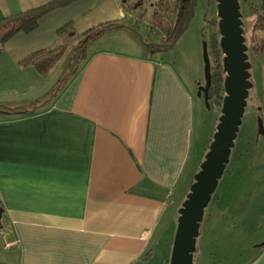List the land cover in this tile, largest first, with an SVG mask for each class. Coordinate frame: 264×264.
<instances>
[{
    "label": "crops",
    "instance_id": "1",
    "mask_svg": "<svg viewBox=\"0 0 264 264\" xmlns=\"http://www.w3.org/2000/svg\"><path fill=\"white\" fill-rule=\"evenodd\" d=\"M48 1L0 0V19ZM144 5L74 0L4 44L0 264H146L157 233L166 254L171 250L177 210L202 160L195 137L200 83L169 46L153 49L121 35V44L97 47L116 40V31L133 34L127 22ZM70 22L76 33L113 25L94 36L60 88L59 61L47 76L21 61L53 46ZM245 264H264V243Z\"/></svg>",
    "mask_w": 264,
    "mask_h": 264
},
{
    "label": "rangeland",
    "instance_id": "2",
    "mask_svg": "<svg viewBox=\"0 0 264 264\" xmlns=\"http://www.w3.org/2000/svg\"><path fill=\"white\" fill-rule=\"evenodd\" d=\"M164 1L171 8H167L163 16L168 19L175 18L173 15L176 10L174 9L175 0ZM133 2H144L145 5L140 14L146 9L151 14V9L156 10L160 0H133ZM259 3V0H254L249 4L258 5ZM131 12L134 14L135 10ZM252 12L246 4L242 5L241 13L251 64L252 87L249 89L247 106L226 171L205 209L193 264H245L251 260L256 245L264 243V135L259 130V122L264 127V45H261L259 49H253L254 41L251 31L257 16L264 11L257 14ZM211 13L214 14L212 17L214 18L216 16L215 0H196L186 28L183 29L185 23L180 26L175 35L177 37L175 43L169 49L172 57L176 58L179 64L186 66L197 81L196 83L200 85L205 82L204 43L207 44L210 59L212 58L209 49L208 24L210 25V22H206L205 18L206 14L209 16ZM134 16L132 15L127 22V25L134 29L133 34L116 31L114 34L119 33V35L114 36V39L118 40L103 41L97 47L107 44L112 47L116 42L121 44V35H128L138 45L157 44L161 31L148 27L146 19L142 20L140 16L134 19ZM73 57V52L68 51L59 60L55 68L57 76L66 75ZM195 99L196 148L203 158L206 147L209 145L208 140L216 126L217 117L220 115L221 104L218 100H213L211 106L207 107L203 98L197 96ZM155 245V254L146 264H168L166 261L169 259L170 250L168 249L169 253L166 254L167 249H164L160 233H157L151 241L150 246Z\"/></svg>",
    "mask_w": 264,
    "mask_h": 264
},
{
    "label": "water",
    "instance_id": "3",
    "mask_svg": "<svg viewBox=\"0 0 264 264\" xmlns=\"http://www.w3.org/2000/svg\"><path fill=\"white\" fill-rule=\"evenodd\" d=\"M196 0H191L186 28L192 15ZM219 47L222 52L224 71L223 91L220 115L209 142L207 151L193 176L189 190L177 210L176 227L173 235L168 264H193L197 237L200 231L205 209L208 206L219 180L230 160L237 134L242 123L249 89L251 64L248 57V46L244 36L243 20L239 0H215ZM182 29V30H183ZM167 44H153L155 47H171L176 40ZM205 65L204 100L208 107V89L211 82V66L207 44H203ZM259 130L264 135V127L259 122ZM4 209L0 206V227Z\"/></svg>",
    "mask_w": 264,
    "mask_h": 264
},
{
    "label": "trees",
    "instance_id": "4",
    "mask_svg": "<svg viewBox=\"0 0 264 264\" xmlns=\"http://www.w3.org/2000/svg\"><path fill=\"white\" fill-rule=\"evenodd\" d=\"M74 0H51L45 4H42L38 7L26 10L16 15H8L0 19V52L4 47L6 41H8L13 35L18 32L28 33L35 29L38 25V21L41 17L49 13L50 11L65 6ZM175 0V18L168 19L167 17L163 16L165 11L168 10L167 8H171L165 1L160 0L158 9L154 10L149 17L146 15L147 11L141 14L140 18L146 19L149 26L152 29H159L161 31V35L163 38L160 40L161 44H167L174 41L175 35L182 24L185 23L189 6L191 1L187 0ZM190 1V2H189ZM254 2V0H239L240 2V10L242 11V5L246 4L250 11H253L252 14H257L261 11H264V0H259L260 3L251 5L249 3ZM216 3V2H215ZM162 8V9H161ZM138 8H135L137 11ZM161 9V10H160ZM258 9V10H257ZM177 13L181 14L179 16L176 15ZM257 19L254 21L252 26V38L254 41V50L261 48L260 44L264 42V39H261V36L264 37V27H261L260 22H264V12H261ZM206 22H210L209 26V49L211 50V59H210V66H211V82L208 89V104L211 106V101L218 100L219 104H221L224 91H223V82H224V71L222 65V52L219 47V33L217 29V16H214L211 13L209 16L205 15ZM164 17V18H161ZM211 19V20H209ZM243 20V16H242ZM244 22V21H243ZM113 24H104L94 29H90L84 33H76L74 31L72 23H67L66 25L62 26L58 29V41L53 45L45 49H40L35 51L34 53L27 56L25 59L21 61V64H33L35 68L44 76H47L50 69L68 52H73V62L69 65V71L66 73L65 76L59 79L60 88L63 85L65 79H67L76 69L80 63V60L83 58L85 54V50L87 45L90 44L94 36L99 35L100 33L108 30ZM215 28V29H214ZM70 32V33H68ZM257 33V34H256ZM70 35V39H66V35ZM258 36H260V40H258ZM163 41V42H162ZM153 49L155 47L151 45ZM167 46H164L160 49H164ZM210 58V57H209ZM252 81V78H250ZM59 88V89H60ZM51 97V96H50ZM49 97V98H50ZM48 98V99H49ZM249 98V97H248ZM46 99L44 101H38L37 103H33L28 109L26 110L28 114H34L40 110V108L46 105L51 99ZM248 100V99H247ZM211 140V139H210ZM208 148V147H207ZM203 160V158H202ZM201 160V161H202ZM201 163V162H200ZM200 165V164H199ZM228 165V164H227ZM227 167V166H226ZM199 169V166L197 170ZM226 171V169H225ZM224 171V172H225ZM193 181V179H192ZM192 183V182H191ZM2 208L3 206L0 205Z\"/></svg>",
    "mask_w": 264,
    "mask_h": 264
},
{
    "label": "flooded vegetation",
    "instance_id": "5",
    "mask_svg": "<svg viewBox=\"0 0 264 264\" xmlns=\"http://www.w3.org/2000/svg\"><path fill=\"white\" fill-rule=\"evenodd\" d=\"M186 1V3L188 2L187 0H185ZM191 1V0H190ZM189 1V2H190ZM179 13H177L176 15H178ZM182 14V13H181ZM181 14H179V16L181 15ZM258 24H260V26L261 27H264V22H260V23H258ZM243 29H244V36H245V27H244V23H243ZM257 34V33H256ZM245 38H246V36H245ZM258 38H259V40H260V36H258ZM261 39H264V37H262L261 36ZM261 45H264V42H262L261 44H260V46ZM252 47H253V49H254V45H252ZM262 47V46H261ZM208 49V48H207ZM200 86H205V82H204V84L203 85H198V87H197V89H196V93H198V89H199V87ZM199 97H201V98H203L204 99V92L201 90V93H200V96ZM208 97V96H207ZM208 106H209V104H208Z\"/></svg>",
    "mask_w": 264,
    "mask_h": 264
}]
</instances>
